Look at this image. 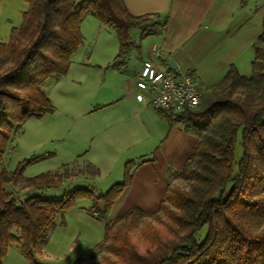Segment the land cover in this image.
Listing matches in <instances>:
<instances>
[{
	"label": "trees",
	"instance_id": "1",
	"mask_svg": "<svg viewBox=\"0 0 264 264\" xmlns=\"http://www.w3.org/2000/svg\"><path fill=\"white\" fill-rule=\"evenodd\" d=\"M26 1L22 24L12 28L9 41L0 39V264L15 243L29 264H40L35 253L49 242L58 218L66 225V212L83 198L93 201L89 213L106 220L107 254L98 261L79 258L77 264H264V20L253 45L250 76L231 65L204 90L199 106L158 110L171 125L198 138L179 172L189 181L188 189L170 183L157 210L148 213L135 205L111 222L114 204L132 185L135 160L126 162L122 181L106 191L84 186L59 198L33 194L19 201L6 185L18 184L30 164L52 154L25 158L14 170L3 165L4 158L28 119L55 111L44 84L68 73L84 42L87 16L115 31L116 62L138 47L132 30H139L142 40L165 23L154 22L152 15H133L123 0ZM74 164L29 177L24 187L43 192L76 176L100 174L91 163L71 171Z\"/></svg>",
	"mask_w": 264,
	"mask_h": 264
},
{
	"label": "crops",
	"instance_id": "2",
	"mask_svg": "<svg viewBox=\"0 0 264 264\" xmlns=\"http://www.w3.org/2000/svg\"><path fill=\"white\" fill-rule=\"evenodd\" d=\"M242 1L123 0L133 15H152L154 22L165 26L142 40L140 35L135 39L132 30L138 47L116 62L115 31L87 16L82 33L84 40L89 30L99 34L90 39L95 48L90 50L84 41L73 54L68 73L44 84L55 107L40 117L48 138L56 139L52 157L63 165L98 167L99 176L85 177L97 191V185L122 181L126 162L136 161L132 185L114 204L112 221L135 205L148 213L157 210L171 176L180 172L198 142L196 136L171 125L148 99H138L136 79L143 61L153 58L166 69L194 73L204 90L219 82L231 65L241 73L252 70L253 45L263 30L264 0ZM133 152L146 154L132 158Z\"/></svg>",
	"mask_w": 264,
	"mask_h": 264
},
{
	"label": "rangeland",
	"instance_id": "3",
	"mask_svg": "<svg viewBox=\"0 0 264 264\" xmlns=\"http://www.w3.org/2000/svg\"><path fill=\"white\" fill-rule=\"evenodd\" d=\"M2 4V2H1ZM28 4L26 0H6L3 6L0 7V39L2 41H9L11 30L15 26H20L23 22V14L27 10ZM92 33L89 30L88 34L85 36V46H89L90 50L95 48L96 43L90 42V39L96 40L99 34ZM113 39L118 43L116 36L112 33ZM140 35L139 30L133 32L135 39H138ZM84 46V47H85ZM83 49V48H82ZM81 49V51H82ZM80 51V52H81ZM77 52V51H76ZM75 52V53H76ZM77 55V54H76ZM250 76L252 73L251 67L247 73ZM43 116V115H42ZM41 117V116H40ZM40 117H33L26 121L23 132L20 133L14 143L15 148L10 149L5 158L3 165L10 170H14L18 162L25 159L31 158L34 155H48L44 156L38 161L30 164L25 172L24 176L21 178L18 184L6 185V189L11 191L14 196L20 201L27 198L29 195H43L46 198L62 197L66 192L73 190L75 188L88 186L90 181L85 177L76 176L73 181L65 183L63 186L57 189H51L47 191H37L34 189H25V183L29 177L44 173V172H55L63 165L54 155L53 146L56 143V139L48 138L49 134L45 130V123L42 122ZM66 136L68 134L65 132ZM146 154V153H141ZM138 153H131L136 157L137 155L142 156ZM242 154V146L238 145L236 151L237 159L240 158ZM86 166L75 163L69 169L71 171H78L79 169H86ZM117 170H119L117 168ZM119 171L115 172V175ZM124 174V172H123ZM123 179V175L121 177ZM112 180V179H110ZM106 183L102 186L97 185L98 190L105 191L114 184ZM171 184L179 185L181 188L187 190L189 187V181L180 177V174H174L171 176ZM95 184V183H93ZM93 201L89 198H83L78 201L77 205L70 209L65 214L66 225H61L59 223L55 228L50 230V240L47 244L42 246L40 251L35 253V259L40 264H77L79 258L86 259L88 261H98L100 258L104 257L106 249L103 245L105 236V225L106 220L96 218L91 213L88 212V208L92 205ZM153 220L151 214L145 215ZM143 216L142 219L145 217ZM121 217V216H120ZM119 218V217H118ZM112 216L110 215V220ZM116 220V219H115ZM113 220V221H115ZM111 220V222H113ZM3 264H29L28 260L22 255L20 251V244L15 243L10 247L7 257L4 259Z\"/></svg>",
	"mask_w": 264,
	"mask_h": 264
},
{
	"label": "built area",
	"instance_id": "4",
	"mask_svg": "<svg viewBox=\"0 0 264 264\" xmlns=\"http://www.w3.org/2000/svg\"><path fill=\"white\" fill-rule=\"evenodd\" d=\"M136 89L139 100L148 99L157 110L174 112L199 106L204 96L203 83L194 73L166 69L153 58L143 61Z\"/></svg>",
	"mask_w": 264,
	"mask_h": 264
}]
</instances>
